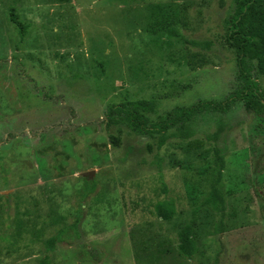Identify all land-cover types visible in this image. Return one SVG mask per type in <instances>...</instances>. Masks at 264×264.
Segmentation results:
<instances>
[{"label":"rangeland","instance_id":"rangeland-1","mask_svg":"<svg viewBox=\"0 0 264 264\" xmlns=\"http://www.w3.org/2000/svg\"><path fill=\"white\" fill-rule=\"evenodd\" d=\"M240 2L18 0L20 39L0 0V264H264V114L237 102L187 121L184 137L183 125L141 133L118 110L153 99L138 111L155 122L239 88L226 34ZM214 185L223 210L206 202ZM188 224L191 258L178 250Z\"/></svg>","mask_w":264,"mask_h":264},{"label":"trees","instance_id":"trees-1","mask_svg":"<svg viewBox=\"0 0 264 264\" xmlns=\"http://www.w3.org/2000/svg\"><path fill=\"white\" fill-rule=\"evenodd\" d=\"M18 0H11L9 7V18L15 25L20 39H24L27 30L17 13ZM229 28L227 30V42L234 46L238 51V79L241 82L239 88L234 89L221 100H199L189 105L177 107L167 118L159 119L153 122L143 112L154 111L156 103L151 100L133 101L129 106L118 108L122 112V120L129 123L134 129L145 134H161L174 127L184 126L182 135L189 137L191 132L184 125L187 121L192 120L205 113H227L237 102H242L249 112L264 114V94L260 88V78L264 77V0H241L236 11L228 19ZM181 33L174 26L165 30L163 45L169 47L175 37H180ZM49 97V96H46ZM50 98H53L50 96ZM221 128L214 134L217 139ZM165 144V139L159 140V145ZM213 169V175L216 182L220 180L223 168L225 166L224 156L218 152ZM208 204L214 208L223 210L225 207L224 198L220 189L214 185L210 195L206 199ZM157 214L165 220L173 218L175 207L169 206L166 202L160 201L156 205ZM66 229L61 230L58 234L48 238L45 242V252H54L59 245L66 240ZM85 252L87 259L100 261L102 252L98 248H89ZM179 253L191 258L196 253V241L194 230L191 224L186 225L179 232Z\"/></svg>","mask_w":264,"mask_h":264},{"label":"water","instance_id":"water-1","mask_svg":"<svg viewBox=\"0 0 264 264\" xmlns=\"http://www.w3.org/2000/svg\"><path fill=\"white\" fill-rule=\"evenodd\" d=\"M86 175H89L90 177H92L94 175V171H91V172H87L85 173Z\"/></svg>","mask_w":264,"mask_h":264}]
</instances>
